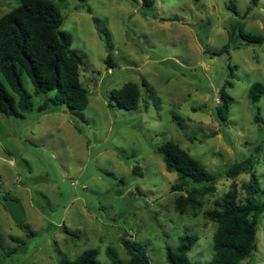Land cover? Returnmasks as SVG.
Returning <instances> with one entry per match:
<instances>
[{
    "label": "rangeland",
    "instance_id": "1",
    "mask_svg": "<svg viewBox=\"0 0 264 264\" xmlns=\"http://www.w3.org/2000/svg\"><path fill=\"white\" fill-rule=\"evenodd\" d=\"M52 1L60 28L82 57L88 105L38 111L45 96L34 95L22 73L33 110L24 118L0 113V264H59L62 255L74 259L87 248L97 250L98 264H111L107 248L128 259L123 236L144 245L150 264H168L166 247L175 250L185 234L196 238L189 260H209L216 224L204 212L231 182L243 201L242 184L249 178H227L224 170L252 156L261 188L254 198L264 203V94L257 104L259 122L248 97L252 83L264 85V42L239 37V27L264 35V0L255 6L249 0H152L150 8L140 0ZM19 2L0 0V16ZM230 29L235 35L228 52L214 54L228 42ZM226 80L231 99L228 119L221 120L216 107ZM126 82L139 88L137 108L109 106L110 92ZM167 140L217 175L215 192L201 199L195 214L174 208L180 192L170 186L177 175L156 151ZM4 197L19 202L22 222L34 236L12 221ZM256 242L239 264H264V211Z\"/></svg>",
    "mask_w": 264,
    "mask_h": 264
},
{
    "label": "trees",
    "instance_id": "2",
    "mask_svg": "<svg viewBox=\"0 0 264 264\" xmlns=\"http://www.w3.org/2000/svg\"><path fill=\"white\" fill-rule=\"evenodd\" d=\"M258 1L249 0L252 6L257 5ZM140 4L150 8L153 1L140 0ZM229 8L237 14L233 4ZM61 24L60 11L52 0H20L17 6L0 16V113L24 118L26 113L33 110L32 94L27 91L22 81L23 72L34 87L33 94L45 96L36 107L38 111L49 110L52 105H63L71 110H82L88 105L87 90L80 80L82 57L71 47V35L60 28ZM234 35V29H230L228 42L214 54L228 52ZM239 37L245 43L264 42V35L245 32L242 27H239ZM110 61L107 57L106 62ZM229 70L231 76L233 67L230 65ZM230 85V81L226 80L219 91L222 103L216 107V112L221 120L228 119L231 97L225 89ZM263 94L262 83L254 82L249 87L248 97L256 110L255 122L260 120L257 104ZM139 99L137 84L126 82L121 88L110 92L108 105L135 109ZM172 119L178 128L184 129L178 115L173 114ZM256 148L258 150L259 147ZM156 151L161 154L166 169L177 175V182L170 186L171 191L180 192L174 200L175 210L182 214L189 208L195 214L201 207V199L215 192L217 175L206 170L172 140L158 145ZM132 172L137 173L138 167L133 166ZM242 173L249 174L247 182L242 184L244 200H238L237 185L231 182L228 190L214 201L212 209L204 212L216 224L212 234L213 254L210 259L202 263L189 260L187 253L196 238L185 234L180 237L175 250L166 247L168 264H239L253 254L257 246L258 218L264 211V203L254 198L261 188L254 171L252 156L234 162L224 170V175L231 179ZM18 226L26 232V236L35 235V231L27 223L21 222ZM62 228L65 233L73 235L74 232L66 226ZM122 244L128 259L118 258L111 248H107L106 253L111 264H150L143 244L124 236ZM97 253L95 248H87L74 259L62 255L59 264H98Z\"/></svg>",
    "mask_w": 264,
    "mask_h": 264
},
{
    "label": "water",
    "instance_id": "3",
    "mask_svg": "<svg viewBox=\"0 0 264 264\" xmlns=\"http://www.w3.org/2000/svg\"><path fill=\"white\" fill-rule=\"evenodd\" d=\"M210 135H213L210 134ZM10 218L15 224H20L23 221V211L19 202L14 198H7L3 201Z\"/></svg>",
    "mask_w": 264,
    "mask_h": 264
}]
</instances>
